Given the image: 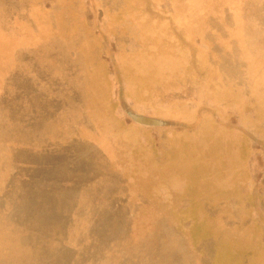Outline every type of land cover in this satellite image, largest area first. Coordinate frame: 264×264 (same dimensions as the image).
I'll use <instances>...</instances> for the list:
<instances>
[{
	"label": "rangeland",
	"instance_id": "obj_1",
	"mask_svg": "<svg viewBox=\"0 0 264 264\" xmlns=\"http://www.w3.org/2000/svg\"><path fill=\"white\" fill-rule=\"evenodd\" d=\"M0 130L93 257L264 264V0H0ZM19 223L0 264L64 238Z\"/></svg>",
	"mask_w": 264,
	"mask_h": 264
},
{
	"label": "trees",
	"instance_id": "obj_2",
	"mask_svg": "<svg viewBox=\"0 0 264 264\" xmlns=\"http://www.w3.org/2000/svg\"><path fill=\"white\" fill-rule=\"evenodd\" d=\"M0 133H2V130H0ZM14 133L16 134L15 130ZM8 135L11 136L10 133ZM0 150V219L10 220L9 223H2L0 227L11 226L14 228L17 226V228H20L23 226L19 223L21 221L29 226H44L46 222L49 224L51 222L52 224L48 228H54L55 231L57 230L56 232L53 230L54 234L61 233L58 235L64 237L63 240L56 242L58 248L55 251L45 253L44 256H40V259L38 258L39 261H34L31 264H118L115 261L118 253L111 249L100 252L102 257L97 258L85 251L83 246H79L82 234L79 235L78 231L82 220L75 208H65L66 203L71 199L69 197V193L71 194L70 189L76 188L74 181H71L73 185L66 186L67 180L61 177L58 180L59 190L48 191L47 187L44 188L37 184L40 179H36L34 176L26 177V172H24L26 169L23 166L17 164L7 166L10 161L5 153L13 151L12 148L0 147ZM18 208L20 209L19 219L15 217ZM89 239L92 243L95 237H89ZM74 240H77L78 243ZM91 252L94 253V250ZM28 255L30 258H36L33 252H29V254L27 252L25 257H21L20 254L13 255V264H27L24 260L28 259ZM3 258L4 256L0 252V259Z\"/></svg>",
	"mask_w": 264,
	"mask_h": 264
},
{
	"label": "crops",
	"instance_id": "obj_3",
	"mask_svg": "<svg viewBox=\"0 0 264 264\" xmlns=\"http://www.w3.org/2000/svg\"><path fill=\"white\" fill-rule=\"evenodd\" d=\"M2 133H4L3 131H2ZM2 133H0V147H3V148H11V145H10V143L8 142L9 140H13V138H11L10 136V138H6L5 136H3L2 135ZM2 140V141H1ZM5 140V141H4ZM13 146L14 147H16V145L15 144H13ZM5 150V149H4ZM12 150L14 151H10V152H7V153H5V155H6V157L9 159V163L7 164V166L8 165H14V164H17V165H20V163H19V160H18V158H16V157H18L17 155H15L16 154V152H15V150H14V148H12ZM1 151V150H0ZM19 163V164H18ZM1 164V163H0ZM2 166V165H1Z\"/></svg>",
	"mask_w": 264,
	"mask_h": 264
},
{
	"label": "clouds",
	"instance_id": "obj_4",
	"mask_svg": "<svg viewBox=\"0 0 264 264\" xmlns=\"http://www.w3.org/2000/svg\"><path fill=\"white\" fill-rule=\"evenodd\" d=\"M178 190V189H177ZM166 196L165 198H170V193L167 192V189H165Z\"/></svg>",
	"mask_w": 264,
	"mask_h": 264
}]
</instances>
